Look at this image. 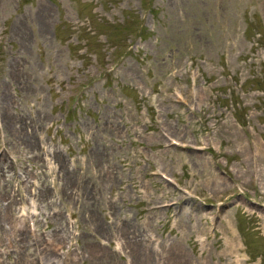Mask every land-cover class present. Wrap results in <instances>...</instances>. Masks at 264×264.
I'll list each match as a JSON object with an SVG mask.
<instances>
[{
  "label": "rangeland",
  "instance_id": "obj_1",
  "mask_svg": "<svg viewBox=\"0 0 264 264\" xmlns=\"http://www.w3.org/2000/svg\"><path fill=\"white\" fill-rule=\"evenodd\" d=\"M0 264H264V0H0Z\"/></svg>",
  "mask_w": 264,
  "mask_h": 264
},
{
  "label": "bare ground",
  "instance_id": "obj_2",
  "mask_svg": "<svg viewBox=\"0 0 264 264\" xmlns=\"http://www.w3.org/2000/svg\"><path fill=\"white\" fill-rule=\"evenodd\" d=\"M35 206V205H34ZM26 207L24 206V205H22L21 207H20V211H21V214L20 215H23V217L25 216V214H26ZM22 222H23V220H21V219H17L15 222H14V224H11L10 225V228L12 227H15V226H22L21 224H22ZM15 231V230H14Z\"/></svg>",
  "mask_w": 264,
  "mask_h": 264
}]
</instances>
